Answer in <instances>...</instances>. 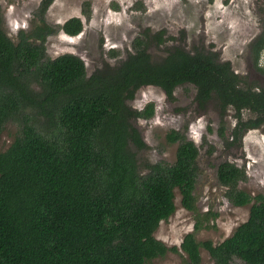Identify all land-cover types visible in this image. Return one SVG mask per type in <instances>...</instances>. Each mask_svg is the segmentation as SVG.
<instances>
[{
	"label": "trees",
	"instance_id": "1",
	"mask_svg": "<svg viewBox=\"0 0 264 264\" xmlns=\"http://www.w3.org/2000/svg\"><path fill=\"white\" fill-rule=\"evenodd\" d=\"M54 1L41 0L31 28L20 29L17 40L3 29L0 6V134L10 122L19 128L0 153V264H146L178 252L155 232L177 209L176 189L182 205L196 210L200 146L188 137L187 124L174 128L167 140L178 144L175 162L149 163L141 171L134 147L148 145L135 123L151 119L155 103L138 110L129 102L145 86L174 101L177 87L192 84L200 107L215 100L222 114L234 108L233 144L264 126V87L255 90L230 61L204 48L190 52L174 45L155 61L150 46L166 41V29H144L134 52L88 75L79 55L47 54L50 36H75L85 25L78 16L49 23L46 11ZM91 15L86 12L87 21ZM263 51L264 19L249 44L251 62L264 74ZM244 108L256 116L242 120ZM219 134L225 138L224 127ZM218 179L235 205L253 202L249 217L217 244L197 240V223L180 245L184 264H201L202 247L216 264H264V194L239 188L247 175L235 162H222Z\"/></svg>",
	"mask_w": 264,
	"mask_h": 264
},
{
	"label": "rangeland",
	"instance_id": "2",
	"mask_svg": "<svg viewBox=\"0 0 264 264\" xmlns=\"http://www.w3.org/2000/svg\"><path fill=\"white\" fill-rule=\"evenodd\" d=\"M40 2L0 0L2 27L14 40L20 29L31 28ZM87 11L92 12L89 21ZM75 16L84 19V30L75 36L64 32L50 36L47 54L52 58L64 53L79 55L88 75L105 63L116 65L134 52L133 41L144 29H166V41L150 46L155 61L166 56L174 45L190 52L204 48L216 51L221 61H230L245 83L264 87V74L255 69L249 54L250 42L263 28L264 0H55L46 11L47 21L56 25ZM261 57L264 60V51ZM196 92L192 84L180 85L171 101L160 88L145 86L129 102L138 110L148 102L155 103V115L135 123L148 145L139 150L134 147L141 171H146L149 163L175 162L178 144L168 142L167 134L174 128L183 129L184 124L188 125V137L201 150L194 191L196 210L182 205L181 192L176 189L177 209L168 220L161 221L155 232L158 239L169 247L178 246L179 251H169L146 264H184L186 254L180 245L187 233L195 231L197 223L201 224L195 232L197 240L217 244L248 219L253 202L237 206L228 199V188L218 179L222 162H235L245 169L247 179L240 181L239 188L252 196L264 194V126L246 131L240 141L230 144L238 120L234 108L222 114L215 100L202 108L196 102ZM243 113L242 120L253 117ZM221 127L225 138L219 134ZM18 131V122L5 125L0 134V153L10 146ZM201 255V264H216L204 247ZM233 264L244 263L237 260Z\"/></svg>",
	"mask_w": 264,
	"mask_h": 264
},
{
	"label": "flooded vegetation",
	"instance_id": "3",
	"mask_svg": "<svg viewBox=\"0 0 264 264\" xmlns=\"http://www.w3.org/2000/svg\"><path fill=\"white\" fill-rule=\"evenodd\" d=\"M255 90L260 91V92L263 91V89H261V88L258 87V86H257V88H256ZM242 111H244L243 114H247V115H249V116H253V117H255L256 114H257V112L251 110L250 108H244ZM248 119H249V118L246 117V119H244V120H248ZM237 121H238V120H237ZM261 123H264V121H262Z\"/></svg>",
	"mask_w": 264,
	"mask_h": 264
},
{
	"label": "clouds",
	"instance_id": "4",
	"mask_svg": "<svg viewBox=\"0 0 264 264\" xmlns=\"http://www.w3.org/2000/svg\"><path fill=\"white\" fill-rule=\"evenodd\" d=\"M259 65L264 68V60H263V57L260 58Z\"/></svg>",
	"mask_w": 264,
	"mask_h": 264
}]
</instances>
